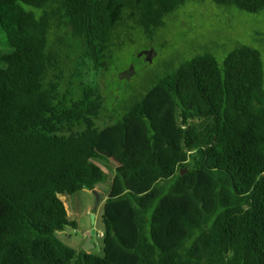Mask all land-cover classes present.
<instances>
[{"label":"trees","instance_id":"16d2710c","mask_svg":"<svg viewBox=\"0 0 264 264\" xmlns=\"http://www.w3.org/2000/svg\"><path fill=\"white\" fill-rule=\"evenodd\" d=\"M188 1L0 0V264H264L260 51L194 56L105 128L99 86L68 88L110 70L132 23L151 35ZM97 160L115 166L102 257L57 235L76 227L61 198L104 183Z\"/></svg>","mask_w":264,"mask_h":264},{"label":"rangeland","instance_id":"374dc122","mask_svg":"<svg viewBox=\"0 0 264 264\" xmlns=\"http://www.w3.org/2000/svg\"><path fill=\"white\" fill-rule=\"evenodd\" d=\"M118 39L108 72L93 71L85 75L86 71L81 70L68 86L74 98L80 96L81 83L99 86L105 97L102 112L105 119L100 124L104 128L121 120L162 77L194 56L210 54L223 62L236 47L246 45L261 52L264 73V13L249 14L213 0L188 1L166 16L164 26L151 35L132 23ZM5 40L0 30L2 45H6ZM151 50L156 53L152 61L148 55ZM97 163L105 172V181L98 186L102 194L98 193L104 198L109 194L115 166L109 161L97 160ZM97 198L87 191L61 198L76 227L67 226L57 235L63 244L78 253L86 252V242L93 238L95 247L90 252L102 257L104 202Z\"/></svg>","mask_w":264,"mask_h":264},{"label":"crops","instance_id":"0c3cea01","mask_svg":"<svg viewBox=\"0 0 264 264\" xmlns=\"http://www.w3.org/2000/svg\"><path fill=\"white\" fill-rule=\"evenodd\" d=\"M96 190L99 192V193H101V190L99 189V187H97L96 188ZM85 191H87V192H89L90 194H92L93 193V191H88V190H84L83 192H85ZM102 194V193H101ZM109 197V194L107 195V196H105L104 198H102V195H101V198L100 199H102L101 200V202L103 203H105V201H106V199ZM62 198H64V197H62ZM66 205V204H65ZM67 207V206H66ZM67 210H69L68 208H67ZM69 212V211H68ZM71 215L69 214V217H70ZM71 219V218H70ZM87 242H88V240H87ZM87 242H86V244H87ZM91 244H89L87 247L89 248L88 249V251H86V253H88V254H91V249L92 248H94L95 246H94V242H93V238L91 239V242H90Z\"/></svg>","mask_w":264,"mask_h":264},{"label":"water","instance_id":"95a60500","mask_svg":"<svg viewBox=\"0 0 264 264\" xmlns=\"http://www.w3.org/2000/svg\"><path fill=\"white\" fill-rule=\"evenodd\" d=\"M151 56H152V55H151ZM151 61H152V60H151ZM186 172H187V171H185L183 174H185ZM93 194L96 195V196L98 197V198H97V201H99L100 198H101V196H100V194L98 193V191H97L96 189L93 190ZM91 239H92V238H89V239H88V242H87V244H86V246H85L86 251H88V249H89L87 246H88L89 244H91V243H90V242H91Z\"/></svg>","mask_w":264,"mask_h":264},{"label":"built area","instance_id":"2783aa9c","mask_svg":"<svg viewBox=\"0 0 264 264\" xmlns=\"http://www.w3.org/2000/svg\"><path fill=\"white\" fill-rule=\"evenodd\" d=\"M100 237H101V239H103V237H104V233H101Z\"/></svg>","mask_w":264,"mask_h":264},{"label":"flooded vegetation","instance_id":"af4514ba","mask_svg":"<svg viewBox=\"0 0 264 264\" xmlns=\"http://www.w3.org/2000/svg\"><path fill=\"white\" fill-rule=\"evenodd\" d=\"M150 59V61L152 60V58H149ZM127 76V74H125V75H123L122 77H126Z\"/></svg>","mask_w":264,"mask_h":264},{"label":"clouds","instance_id":"9594fccd","mask_svg":"<svg viewBox=\"0 0 264 264\" xmlns=\"http://www.w3.org/2000/svg\"><path fill=\"white\" fill-rule=\"evenodd\" d=\"M103 233V232H102Z\"/></svg>","mask_w":264,"mask_h":264}]
</instances>
